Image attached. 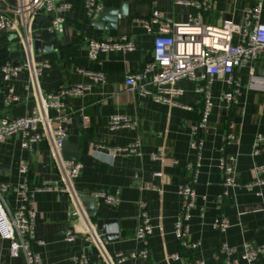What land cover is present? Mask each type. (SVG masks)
<instances>
[{"label":"crops","instance_id":"crops-1","mask_svg":"<svg viewBox=\"0 0 264 264\" xmlns=\"http://www.w3.org/2000/svg\"><path fill=\"white\" fill-rule=\"evenodd\" d=\"M69 2L71 9L66 13L64 31L57 35L48 32L47 16H40L42 19L34 24V34L38 32L40 35L33 34L32 44L20 43L14 34L0 31V118L27 116L39 93L54 92L62 86L92 85L84 97L66 100L74 118L65 143L77 148V162L82 164L72 186L78 192L118 193L120 202L117 205L102 204L96 208V218H91L97 231V219L113 222L105 225L102 235L99 234L103 251L95 242L86 241L82 232L75 233L73 240H67L66 234L73 229L74 222L72 200L67 191L54 188L34 192L37 239L32 248L40 255L43 264H77L81 255L86 258V264H108L103 252L110 255L120 252L132 254L146 247L150 252V261L155 264H192L199 259L205 264H224L228 255L219 250L223 242L237 248L238 252H242L245 242L264 244V185L253 190L242 185L231 188L222 203L218 202L223 192L220 164L225 153L235 156L241 184L254 180L256 168L264 167V153L255 155L253 152L256 137L264 135V92L245 88L237 104L227 109L221 99L223 93L230 89L226 78L217 76L214 79V105L209 127L204 133L198 177L194 184L197 200L189 232V239L200 241L201 245L197 250L182 247L174 234L181 206L178 189L193 177L187 165L197 159V153L191 147L192 127L200 118L203 98L195 91L193 82L182 78L175 83L183 90L180 97L182 105L159 103L150 95L127 90L125 79L128 74L140 71L152 59L154 36L137 20L159 11L164 18L182 23L188 21L193 10L187 5L176 4L174 0H106L105 8L119 9L127 3L128 10V17L120 18L116 29L108 30L93 24L94 20L86 13L84 0ZM251 4L250 0H214V7L204 13V21L214 26L221 25L226 19L242 23ZM261 21L264 23V7ZM154 28L157 30L156 25ZM122 36L135 43L134 50L103 53L97 60L89 58L90 40ZM238 39L235 38L236 41ZM52 40L54 42L50 44ZM36 41L45 46L40 45L37 49ZM16 52L19 56L13 58L12 54ZM29 60H48L52 66L41 76L37 88L31 73L23 70L14 82L20 99L8 108L4 103L6 88L1 66L7 62L22 64ZM81 69L104 72V82H94ZM255 69L257 74L262 75L264 55L255 63ZM248 74L249 66L235 69V75L244 86ZM115 114L137 118L139 127L134 131L111 130L109 119ZM83 117L89 119L86 130L81 127ZM230 122L236 125L238 139L225 145L223 137L229 130ZM137 140L141 142V155L119 154L114 157L110 151ZM99 145L104 148H99ZM73 152L67 151L66 154ZM154 153L165 156L161 160H153L151 155ZM62 155L64 158V151ZM22 164L27 165L25 173L20 170ZM1 167L8 170L0 172V183L14 186L26 183L31 189L44 182L64 186L63 171L52 157V146L48 140L24 148L20 133L5 136L0 141ZM142 200L148 204L152 226L147 243L135 236ZM4 201L14 209L20 204V197L15 192H8ZM218 217H225L230 222L224 232L214 228ZM174 253L180 255L179 260L168 258ZM143 263L145 260L137 255L122 264ZM0 264H26L23 254L16 257L10 254V241L1 235ZM255 264H264V254Z\"/></svg>","mask_w":264,"mask_h":264},{"label":"built area","instance_id":"built-area-1","mask_svg":"<svg viewBox=\"0 0 264 264\" xmlns=\"http://www.w3.org/2000/svg\"><path fill=\"white\" fill-rule=\"evenodd\" d=\"M0 31L12 33L20 43L32 44L34 24L40 16L49 19L48 32L57 35L64 31L66 13L71 9L69 0H0ZM106 0H84L88 17L96 20L105 7ZM176 4L189 6L193 11L187 22H175L164 18L162 13L154 11L150 17L139 18L137 21L151 34H153L152 59L145 63L138 71L128 74L125 86L129 91H138L141 95H150L156 102L182 105L180 97L183 90L176 87L175 83L182 78L195 84V91L203 98V107L199 120L192 127L191 147L197 153V159L187 165L193 174L190 182L179 186L181 206L175 222L174 234L182 247L197 250L200 241L189 239L190 220L197 200L194 187L197 181L200 166L201 151L204 146V133L209 127L211 109L214 105L212 87L214 79L225 77L229 90L224 92L221 99L227 109H232L238 102L244 89L264 92V76L256 73L255 63L264 55V23L261 21L264 0H250L252 4L246 9L242 23H236L232 19H226L219 26L207 24L204 21V13L214 7V0H174ZM157 26V30L154 28ZM238 37V41L235 38ZM135 43L127 36L120 38L105 37L92 39L88 43V56L91 60H97L100 54L109 52H125L135 49ZM48 60H29L22 64L7 62L1 66L3 83L6 88L4 103L6 107L19 101L20 97L15 90V80L23 70L31 73L33 82L38 87V82L44 72L51 68ZM249 66L248 81L244 86L241 79L235 75V69ZM94 82H104L105 74L102 71L83 70ZM92 88L90 84H77L62 86L54 92L39 93L37 102L31 112L24 117L0 118V141L7 135L20 133L22 146L31 148L41 140H48L52 146V157L63 171L64 186L57 187L50 182H44L41 186L31 189L28 185L14 186L7 182L0 183V235L10 241V254L14 257L24 255L26 264H43L42 259L36 253L32 245L36 241V203L34 192L50 191L58 188L67 191L72 200L71 215L73 217V229L66 234L67 240H73L75 233L82 232L86 241H93L104 251L98 231L94 227L91 217L87 212L82 197L85 192L74 190L72 182L80 174L82 164L77 161H67L63 158L62 151L66 142L69 125L74 115L69 111L66 100L71 97H84ZM81 127L86 130L89 127V119L82 118ZM108 127L111 130L127 129L136 130L139 120L127 114H115L109 119ZM238 139L236 125L229 124V130L223 137L225 145L234 143ZM99 148H104L99 145ZM113 156L119 154L141 155V142L135 141L124 146L112 148ZM255 155L264 153V135L259 134L253 145ZM165 154H152L153 160L163 159ZM223 176V192L218 197L222 203L225 196L229 195L231 188L242 185L248 190L264 185V167L256 168V177L250 182L241 184L236 170V158L226 154L221 160ZM27 165L22 164L21 172L27 171ZM7 167H1L0 172L7 171ZM160 175V173H155ZM15 192L20 197V204L9 208L4 195ZM261 195L262 193L259 192ZM89 196L95 199V206L102 204L117 205L120 202L118 193L107 191L89 192ZM140 221L136 228L135 236L147 243L152 234L151 218L148 212V204L145 200L140 202ZM230 222L225 217H218L214 222V228L220 232L226 231ZM220 252L228 255L224 264H255L264 254V244L256 245L245 242L242 252L237 248L223 242ZM108 264H122L129 257L140 256L145 260L143 264H155L150 261V252L146 247L132 254L117 253L114 255L103 252ZM233 256V257H232ZM171 260H179L178 253L168 256ZM77 264H86V258L81 255L77 258ZM192 264H205L202 259Z\"/></svg>","mask_w":264,"mask_h":264},{"label":"water","instance_id":"water-1","mask_svg":"<svg viewBox=\"0 0 264 264\" xmlns=\"http://www.w3.org/2000/svg\"><path fill=\"white\" fill-rule=\"evenodd\" d=\"M128 17V10H127V3H123L121 8L119 9H112V8H105L99 15V17L93 21V24L97 26L100 29H108V30H114L117 27V22L120 18H126ZM42 17H38L37 21H40ZM40 34L38 32H35L34 36H39ZM54 40L50 42L53 43ZM40 45L45 46L44 43H41L39 41L35 42V46L38 49ZM19 53H13V58H18ZM15 64H19L18 62H15ZM262 75H264V71L261 72ZM64 151V159L67 161H77L79 153L77 151L76 147L71 146L69 143H65L63 146ZM67 151H74L72 154H66ZM82 200L84 202L85 207L87 208V212L89 213V216L91 218H96L97 215V209L95 207V199L89 196V192H85V195L82 197ZM88 202V203H87ZM97 229L98 234L102 235V230L104 229L105 225L107 224H113L112 220H104V219H97ZM109 231V230H108ZM104 231V233H106ZM103 237V236H101ZM105 239V238H103Z\"/></svg>","mask_w":264,"mask_h":264}]
</instances>
